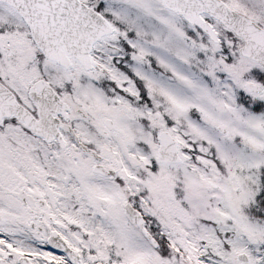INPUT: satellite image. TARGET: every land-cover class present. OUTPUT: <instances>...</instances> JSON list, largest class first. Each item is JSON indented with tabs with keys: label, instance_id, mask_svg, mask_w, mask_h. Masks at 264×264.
I'll list each match as a JSON object with an SVG mask.
<instances>
[{
	"label": "snow or ice",
	"instance_id": "6c2138e0",
	"mask_svg": "<svg viewBox=\"0 0 264 264\" xmlns=\"http://www.w3.org/2000/svg\"><path fill=\"white\" fill-rule=\"evenodd\" d=\"M0 264H264V0H0Z\"/></svg>",
	"mask_w": 264,
	"mask_h": 264
}]
</instances>
